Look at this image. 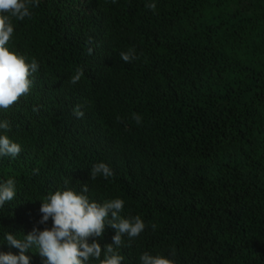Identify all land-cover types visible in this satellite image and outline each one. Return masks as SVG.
Here are the masks:
<instances>
[{
  "label": "trees",
  "instance_id": "obj_1",
  "mask_svg": "<svg viewBox=\"0 0 264 264\" xmlns=\"http://www.w3.org/2000/svg\"><path fill=\"white\" fill-rule=\"evenodd\" d=\"M150 2L40 0L14 21L9 47L40 67L30 92L0 110L22 148L0 158V180L17 182L0 235L26 234L49 193L87 183L90 199L122 198L121 215L146 224L123 238L122 264L145 251L175 264H264V0ZM129 48L138 58L125 63ZM101 161L114 175L90 179Z\"/></svg>",
  "mask_w": 264,
  "mask_h": 264
},
{
  "label": "clouds",
  "instance_id": "obj_2",
  "mask_svg": "<svg viewBox=\"0 0 264 264\" xmlns=\"http://www.w3.org/2000/svg\"><path fill=\"white\" fill-rule=\"evenodd\" d=\"M39 3L40 0H0V110L10 108L21 96L28 94L33 85L32 77L39 71L40 65L35 58L29 60L26 55L9 47L15 31L14 21L30 18L32 8ZM145 6L155 11L156 0ZM119 55L125 63L138 58L134 48ZM83 75V71L77 69L70 82L76 84ZM73 113L77 118L84 115L79 106L73 109ZM132 119L137 125L142 123L139 114L134 113ZM10 127L8 120L0 119V158L15 159L22 151L21 145L7 134ZM89 172L92 180L97 177L108 179L114 175L112 168L102 161L93 164ZM68 183L65 181L66 185ZM88 192L85 183L79 190L65 187L49 193L41 200L40 219L30 231L22 235L6 231L0 235V245L7 243L18 250L17 253L0 251V264H31L29 252L38 253L42 264H122L124 257L118 249L123 238H136L145 230L146 224L139 215H121L125 204L122 198L97 202L89 198ZM16 194L15 178L0 180V209ZM49 220L50 227L47 226ZM109 226L115 230L112 242L101 246L96 238L102 237ZM151 227L156 229L155 224ZM138 264H175V261L165 254L145 251L139 256Z\"/></svg>",
  "mask_w": 264,
  "mask_h": 264
}]
</instances>
